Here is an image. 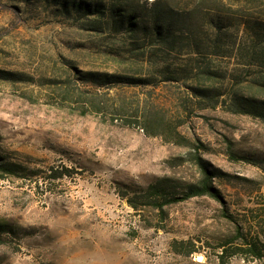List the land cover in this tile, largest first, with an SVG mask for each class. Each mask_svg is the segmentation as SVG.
<instances>
[{"label": "rangeland", "instance_id": "obj_1", "mask_svg": "<svg viewBox=\"0 0 264 264\" xmlns=\"http://www.w3.org/2000/svg\"><path fill=\"white\" fill-rule=\"evenodd\" d=\"M161 1L200 7L202 22L220 14L237 26L264 23V0ZM56 6L0 0V159L17 169L0 172V264H264L221 256L236 232L225 209L250 239L264 224V121L233 107L264 101L253 59L262 43L239 26L222 54L186 46L169 56L142 38L134 50L131 35L93 30ZM204 68L215 81L197 75ZM88 73L139 83H93ZM198 88L223 95L211 103ZM194 154L226 175L215 179L223 203L130 206L160 178L196 182Z\"/></svg>", "mask_w": 264, "mask_h": 264}, {"label": "trees", "instance_id": "obj_2", "mask_svg": "<svg viewBox=\"0 0 264 264\" xmlns=\"http://www.w3.org/2000/svg\"><path fill=\"white\" fill-rule=\"evenodd\" d=\"M30 1V0H23ZM48 5H57L58 12L76 18H87L91 27L96 31L110 29L115 34L126 33L134 39V50L142 49L138 46L139 38L144 41L158 43L165 51V55L179 53L186 46L196 53L203 56L224 53L229 42L227 32L230 29L243 26L245 30L253 33L255 45L262 43V57H255L260 61L264 71V23L244 21L237 24L226 16L220 14L209 15L204 22L200 21L197 13L202 9L198 6L190 10H178L169 3L161 0H154L149 7H140L139 2L135 0H39ZM240 26V27H239ZM236 43H234L235 45ZM231 46V45H230ZM254 53V52H253ZM157 56V55H156ZM154 55V57H156ZM207 69V70H206ZM198 71L197 75L202 73L203 79L215 81L216 74L208 68ZM169 75H173L168 68L165 70ZM182 73V74H181ZM183 70L175 74L183 75ZM187 75V74H185ZM87 80L93 83L105 82L108 85L114 84H138L139 80L117 75H100L88 73ZM146 81V80H142ZM196 93L208 99L211 103H217L223 95L220 92L196 89ZM262 93H264V84H262ZM234 111L240 114H251L264 121V101L255 98L234 101ZM191 162L197 167L199 178L194 183H182L175 178L165 177L156 180L147 188L143 189L142 194L136 198H130L129 204L134 209H139L138 205H152L154 208L163 211L165 206L177 204L196 197L207 196L220 203H223L222 193L215 185V179L226 176L220 170L213 168L210 163L201 155L194 154L190 158ZM0 172L4 174H14L17 172L16 166L11 163H5L0 159ZM5 177V176H1ZM60 177V176H59ZM0 178V179H1ZM57 178V177H56ZM127 197V196H124ZM264 207L262 208V210ZM224 215L236 224L235 235L226 240L221 246L222 257H230L237 254L252 256L256 259L264 258V224L262 232L257 233L254 238H249L250 232L245 226L240 224L227 209ZM262 223L264 218H262ZM262 236V239H261ZM232 252L230 254L229 251ZM237 251V252H236Z\"/></svg>", "mask_w": 264, "mask_h": 264}]
</instances>
